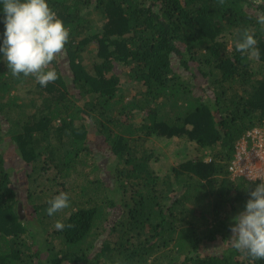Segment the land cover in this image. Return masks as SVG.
<instances>
[{
	"label": "trees",
	"instance_id": "1",
	"mask_svg": "<svg viewBox=\"0 0 264 264\" xmlns=\"http://www.w3.org/2000/svg\"><path fill=\"white\" fill-rule=\"evenodd\" d=\"M48 2L70 32L49 65L59 78L13 77L0 55V264H264L230 241L259 181L229 172L238 142L264 130V74L252 67L264 64V2ZM91 7L103 28L88 36ZM245 28L259 59L235 48ZM151 137L186 139L210 159L160 178ZM62 191L70 205L48 216ZM63 216L72 227L57 230Z\"/></svg>",
	"mask_w": 264,
	"mask_h": 264
},
{
	"label": "clouds",
	"instance_id": "2",
	"mask_svg": "<svg viewBox=\"0 0 264 264\" xmlns=\"http://www.w3.org/2000/svg\"><path fill=\"white\" fill-rule=\"evenodd\" d=\"M264 2V0H258ZM0 55L13 77L34 76L41 87L55 82L59 75L49 67L58 54L65 49L70 32L64 21L50 6L48 0H0ZM264 26V15L258 18ZM254 33L245 28L235 40V48L249 58L259 59ZM255 188L249 191L244 210L233 217L230 225L232 246L253 260H264V178L252 180ZM45 209L48 216L70 205V194L60 192L48 201ZM65 225L57 220L55 228L63 230Z\"/></svg>",
	"mask_w": 264,
	"mask_h": 264
},
{
	"label": "rangeland",
	"instance_id": "3",
	"mask_svg": "<svg viewBox=\"0 0 264 264\" xmlns=\"http://www.w3.org/2000/svg\"><path fill=\"white\" fill-rule=\"evenodd\" d=\"M87 11H88L87 18L91 21V27H90V30L87 32V35L91 36L93 34H97L102 31L103 19L101 15L98 14L93 7H91ZM89 59H93L92 56H89L88 60ZM252 67L258 76H260L261 74H264V64H260L259 62L255 60V62L252 64ZM119 69H122V68L118 67L115 70V73L119 75V77L122 79L123 90L127 91L128 89H130L129 86L132 87L133 84L130 81H127V77H128L127 70L126 69L119 70ZM20 95L21 97H25V94H20ZM24 100H27V98H24ZM78 104L82 105L80 102H78ZM141 119L142 117L136 118V120L139 122ZM148 147L152 149V151H154V154H155V157L151 162L152 171L154 172V175L160 178L168 175L170 171L172 170V168L175 167L177 164L181 163L182 161L189 160V159L191 160L196 159L197 157H204L206 160L210 159L209 158L210 155L208 151L201 152L200 148L196 144H194L193 142H187L186 139H180V138L161 139V138L151 137L148 143ZM96 156L100 161H102L103 157L101 156L100 152H97ZM156 158L157 160H155ZM263 158H264V152H260L257 157V160H258L257 165L260 168L256 167L257 169H261L262 163L264 164ZM95 160L98 162L96 158ZM24 184L25 183H23V185ZM21 199H22V203H24V201L27 200V191H24L22 193ZM67 216L61 217L60 221H64V219ZM44 239H46V237ZM102 242H103V239L99 242V245H102Z\"/></svg>",
	"mask_w": 264,
	"mask_h": 264
},
{
	"label": "built area",
	"instance_id": "4",
	"mask_svg": "<svg viewBox=\"0 0 264 264\" xmlns=\"http://www.w3.org/2000/svg\"><path fill=\"white\" fill-rule=\"evenodd\" d=\"M259 151L264 152V130L256 128L249 131L236 145L235 157L229 167L232 177L249 181L257 177L264 178V164L262 163L261 169L256 168L259 167L257 165Z\"/></svg>",
	"mask_w": 264,
	"mask_h": 264
},
{
	"label": "water",
	"instance_id": "5",
	"mask_svg": "<svg viewBox=\"0 0 264 264\" xmlns=\"http://www.w3.org/2000/svg\"><path fill=\"white\" fill-rule=\"evenodd\" d=\"M19 207H20V210L22 211V205H19Z\"/></svg>",
	"mask_w": 264,
	"mask_h": 264
}]
</instances>
